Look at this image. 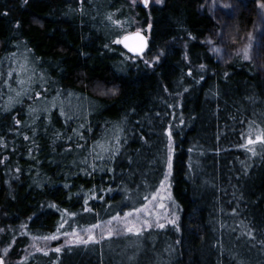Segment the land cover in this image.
<instances>
[{
  "label": "trees",
  "instance_id": "trees-1",
  "mask_svg": "<svg viewBox=\"0 0 264 264\" xmlns=\"http://www.w3.org/2000/svg\"><path fill=\"white\" fill-rule=\"evenodd\" d=\"M239 1L222 31L205 0H0V258L111 264L98 246L115 237L47 255L29 245L142 205L165 177L170 130L177 224L151 230L152 256L119 264H264V143L247 144L264 134L248 47L264 53V29ZM137 28L148 49L132 59L113 41Z\"/></svg>",
  "mask_w": 264,
  "mask_h": 264
},
{
  "label": "rangeland",
  "instance_id": "rangeland-1",
  "mask_svg": "<svg viewBox=\"0 0 264 264\" xmlns=\"http://www.w3.org/2000/svg\"><path fill=\"white\" fill-rule=\"evenodd\" d=\"M129 1H131L133 5L140 4L144 6L142 0H129ZM205 1L207 8L212 9V11L214 10L215 18L219 21L221 30L222 31L226 30V28L224 27V24L226 23V19H228V16L231 14L232 7L234 6L235 2L239 0H205ZM248 1L252 2L253 5L258 6V9L260 11L259 13L260 18L258 19L259 22L257 23H259L258 25L264 29V0H248ZM153 3L155 2H152V0H150L149 5ZM134 31H140L142 33H145L144 30L139 28L134 29ZM145 34L147 35V33ZM224 39L226 40L225 37L222 38L221 35L220 34L218 35V33L216 32L214 36L208 40L211 41V43L209 44L211 45L212 49H219V51H213V52L217 57H220L222 60H226L229 58L228 53L225 51L223 45L225 41ZM248 47L251 50L250 53L253 56V62L257 70H259L262 74H264V55H263L264 53L262 49L256 51L253 50L250 46ZM235 49L237 48L236 47L233 48V50ZM255 138L256 137H254V140ZM166 184L168 185L167 188L159 192L156 190L149 197H147L146 201L143 202L142 205L135 208V209H141L140 212L137 213L133 211L134 209H131V210H125L123 211V213L119 214V216L123 219L125 212L132 213V215L127 219H129L135 225L136 228L141 229L140 234H136L135 231L131 233L126 232L124 230V225L118 221H112V223L109 225L108 221L111 218L106 221L97 223L100 225V227L91 229V234L95 236L96 241H100L102 239L107 238L108 236L106 234L110 227L114 229L113 235L111 237H115V238L113 239L108 238L101 245L98 244L99 245L98 253L101 260L103 261L109 260L112 262L111 264H119L120 262L132 263L135 259L136 261H138L139 259L146 260L148 258V255L150 256L153 255L154 253L153 241H155V239L161 237L162 235V234L161 235L156 234L155 232L151 231L154 228L159 229L158 227L155 226L157 220L159 223H164L165 224L164 228H166V227L176 226L178 219L177 207L173 200L172 192H171L170 177H168ZM153 196H155V199H153ZM169 196L171 197L170 199ZM160 204H163L164 208H160L159 207ZM173 218H176V224L175 225L168 224L167 220H171ZM145 220H147L152 225V227L145 228L143 224ZM89 228L90 226L82 230L79 229H75V230L77 234L81 235L83 238L86 239L89 233L86 232L85 229H89ZM72 231L73 229L70 231L59 230L51 235L44 236L42 239L32 240L29 246L33 248L34 251H38L37 249H40L39 251H43V252L54 250L57 247H62L66 245V240L69 239V237L65 236L64 233L70 234L72 233ZM53 235L56 236L59 240H61L60 242L62 243L60 245H56V246L52 245L53 242L57 241L58 239L56 240L45 239L46 237H50ZM4 254L5 255H3L2 257L4 264L17 263L18 260H13L9 256L8 251L4 250Z\"/></svg>",
  "mask_w": 264,
  "mask_h": 264
},
{
  "label": "snow or ice",
  "instance_id": "snow-or-ice-1",
  "mask_svg": "<svg viewBox=\"0 0 264 264\" xmlns=\"http://www.w3.org/2000/svg\"><path fill=\"white\" fill-rule=\"evenodd\" d=\"M26 2H27V0H25V3ZM149 2H150V0H142V3L145 7L149 6ZM152 2L160 3L161 0H152ZM108 18L111 20V16H109ZM116 23H118V22H116ZM16 27H19V22H17ZM148 27H149V29H151L152 25L149 24ZM136 38L138 39L139 43L136 44L135 46L129 45V43H128L129 37H127V36L123 37L122 39L118 38L117 40L113 41V43L123 44L124 47L127 48L129 52L133 53V57H131V58L134 59L136 56H142L144 51H145V48L147 47L146 39H145V37L140 35L139 31L136 33ZM209 43H211V41H209ZM105 47H107V45ZM213 51H219V49H213ZM160 55H163V53H161ZM243 58L248 59L247 49L244 50V57ZM159 59H160V56H157L154 58V61H151V62L145 61V65L148 67H152L155 62L159 61ZM185 59L186 60L188 59L187 55H185ZM204 67H205L204 65H200L201 69H203ZM22 68H23V66H22ZM188 74L191 75V70H189ZM9 75H11V73H9ZM225 75H227V73ZM201 78H203V77H201ZM18 83H20L21 85H24L25 83H31V79L29 78L28 81L20 80V81H18ZM24 91H27V89H24ZM185 91H187V89H185ZM117 92H118V89L116 87H112V88L108 89L106 92H104L103 94H111V95L115 96V95H117ZM19 95H21V93L18 92L17 96H19ZM35 95L37 98H39L41 93L37 92ZM10 100H11V98H10ZM30 111H35V109H31ZM61 115H64V113L61 112ZM181 122H183V121H181ZM16 123L19 124L20 122L16 121ZM81 127H83V126H81ZM167 135H168L167 170L165 172L164 179H162L160 181V188L157 189L158 192L168 187V185L166 184V181H167L168 177L171 175V171H172V133L170 130L167 131ZM25 139H27V137H25ZM115 139H116V146L112 150V153H111L112 156H114L116 154V152H118L120 150L119 149V136H116ZM255 143H264V134L257 135L255 140H253L251 137H249V139L247 140V144H249V145H252ZM103 151L108 152L109 148L103 147ZM249 151H252L253 155L256 154L251 148L249 149ZM97 159H103V157L98 156ZM170 198L171 197L169 196V199ZM145 199H147V197ZM153 199H155V196H153ZM85 204H87V200L85 201ZM52 206L55 207V205H52ZM159 207L164 208V205L160 204ZM84 211H91V209L85 207ZM133 211L138 213L141 211V209H134ZM72 215H74V214H72ZM131 215H132V213L125 212L124 218L122 219L119 216V214H117L116 216L111 217V219L108 221V224L110 225L112 223V221H118L124 225V230L126 232L131 233V232L135 231L136 234H140L141 229L136 228L135 225L129 219H127ZM167 223L175 225L176 224V218H173L171 220H167ZM143 224H144L145 228L152 227V225L147 220H145L143 222ZM155 226L163 229L165 227V224L159 223L157 220V223ZM61 227H63V225H61ZM97 227H100V225L94 224V225H91L89 229H85V231L89 233L86 239L83 238L81 235L77 234L75 229H73L72 233H70V234L64 233L65 236L69 237V239L66 240V246H68L70 248L71 246H74V245H87L90 242H97L95 240V236L91 234V229H94ZM177 230H179V229L177 228ZM113 231H114V229L110 227L108 229V232L106 235L108 237H111L113 235ZM249 235H251V232H249ZM45 239L56 240L57 237L53 235L50 237H46ZM62 247H57L54 249V251L57 253H60L62 251ZM37 250L39 251L40 249H37ZM44 254L47 255L46 252ZM0 264H4L2 258H0Z\"/></svg>",
  "mask_w": 264,
  "mask_h": 264
},
{
  "label": "water",
  "instance_id": "water-1",
  "mask_svg": "<svg viewBox=\"0 0 264 264\" xmlns=\"http://www.w3.org/2000/svg\"><path fill=\"white\" fill-rule=\"evenodd\" d=\"M137 32H138V31H131V32L125 33V34L122 35L119 39H122L123 37L127 36V37H129V40H128L129 45H131V46H135L136 44L139 43L138 39L136 38V33H137ZM139 33H140L141 36L145 37V39H146L147 47L145 48V51H144V53H145V52L147 51V49H148L149 38H148V36H147L145 33H142V32H140V31H139ZM119 45H120V47H121L122 49H124L127 53H129L131 56H133V53L129 52L128 49L125 48L123 44H119ZM144 53H143V54H144ZM136 57H138V56H136Z\"/></svg>",
  "mask_w": 264,
  "mask_h": 264
}]
</instances>
